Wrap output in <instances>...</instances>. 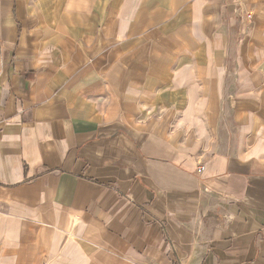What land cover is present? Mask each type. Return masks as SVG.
<instances>
[{
  "label": "crops",
  "instance_id": "0c3cea01",
  "mask_svg": "<svg viewBox=\"0 0 264 264\" xmlns=\"http://www.w3.org/2000/svg\"><path fill=\"white\" fill-rule=\"evenodd\" d=\"M0 55V263L264 264V0H0Z\"/></svg>",
  "mask_w": 264,
  "mask_h": 264
},
{
  "label": "rangeland",
  "instance_id": "374dc122",
  "mask_svg": "<svg viewBox=\"0 0 264 264\" xmlns=\"http://www.w3.org/2000/svg\"><path fill=\"white\" fill-rule=\"evenodd\" d=\"M1 58H2V56L0 55V67H1V65H2V60H1ZM0 264H2V263H0Z\"/></svg>",
  "mask_w": 264,
  "mask_h": 264
},
{
  "label": "built area",
  "instance_id": "2783aa9c",
  "mask_svg": "<svg viewBox=\"0 0 264 264\" xmlns=\"http://www.w3.org/2000/svg\"><path fill=\"white\" fill-rule=\"evenodd\" d=\"M248 17H251V15H248ZM202 169H203V167L200 168V170H202Z\"/></svg>",
  "mask_w": 264,
  "mask_h": 264
}]
</instances>
